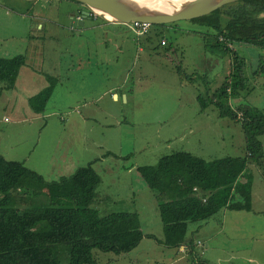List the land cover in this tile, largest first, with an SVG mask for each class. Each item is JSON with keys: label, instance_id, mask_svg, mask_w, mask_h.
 Here are the masks:
<instances>
[{"label": "rangeland", "instance_id": "1", "mask_svg": "<svg viewBox=\"0 0 264 264\" xmlns=\"http://www.w3.org/2000/svg\"><path fill=\"white\" fill-rule=\"evenodd\" d=\"M78 5L70 0H0V57L30 54L33 71L58 79L44 117L20 121L0 105V155L47 180L91 161L101 180L92 205L98 213H137L143 237L136 247L120 254L92 249L94 264L264 263V214L243 213L241 225L233 221L237 214H231L225 228H215L220 223V213H215L206 230L197 231L204 223L188 221L185 235L194 236L191 254L157 243L162 233L156 202L135 168L177 150L204 160L244 154L240 122L218 117L209 103L200 112L195 99L211 94L229 72V56L204 46L203 36L211 29L182 20L150 25L144 34L134 35L123 24L90 13L96 19L85 20L83 27L93 25L81 30L80 25L69 27ZM230 47L244 59L246 87L228 103H249L264 115V75L252 74L258 57L264 65V49L237 43ZM10 90L0 82L1 98ZM91 108L97 121L80 125ZM259 138L264 145V136ZM65 156L74 163L67 172ZM258 169L252 166L250 172L264 184ZM60 204L70 205V200L61 198ZM63 248L59 258L64 264Z\"/></svg>", "mask_w": 264, "mask_h": 264}, {"label": "trees", "instance_id": "2", "mask_svg": "<svg viewBox=\"0 0 264 264\" xmlns=\"http://www.w3.org/2000/svg\"><path fill=\"white\" fill-rule=\"evenodd\" d=\"M70 1L80 6L76 15L85 9L79 2ZM263 14L264 0H241L221 13L190 20L211 29L212 33L203 36L209 51L231 59L229 72L211 94L196 95L199 111L204 112L209 103L218 117L239 121L244 154L204 160L177 150L161 155L153 165L136 167L156 202L162 233L156 241L165 247L185 245V251L191 254L193 245L185 235L187 222L205 220L221 208L250 210L248 167L259 168L264 180V152L258 139L264 135V115L248 104L231 107L228 103L230 96L246 87L244 59L230 44L264 49ZM258 60L259 67L252 74L264 75L262 57ZM24 62L23 54L0 57L3 88H12ZM45 80L46 85L27 98L34 113L43 111L57 82L54 76H45ZM90 163L76 167L68 175L46 180L20 162L0 155V264H63L59 258L63 246L64 264H94L92 249L120 254L136 247L143 237L137 213L99 214L92 206L98 200L95 189L100 178ZM241 176L244 181H240ZM64 197L70 205L60 204Z\"/></svg>", "mask_w": 264, "mask_h": 264}, {"label": "crops", "instance_id": "3", "mask_svg": "<svg viewBox=\"0 0 264 264\" xmlns=\"http://www.w3.org/2000/svg\"><path fill=\"white\" fill-rule=\"evenodd\" d=\"M95 19H96V17H91V16H89L88 18H86V17L81 18L80 13L78 15L72 14V19H69V20H71L69 27L80 25L81 30H82V29L87 28L88 26H90L92 24L91 23L90 25L83 27L85 24V22H84L85 20L90 21V20H95ZM79 21H81V24H79ZM107 22L113 23V22H109V21H107ZM120 24H122V23H120ZM123 25L125 27H127L126 23H123ZM39 28H40V26H39ZM78 33L81 34V31H79ZM30 62H31V55L28 54L27 56H25L24 64L19 68V70L17 72L16 78L14 80L12 88H10L11 90H10L9 94L7 96L2 97V98H1L2 95L0 96V105L2 106V108L6 107L17 120L26 121V122L36 119V117L39 116L40 114H41V117H44L45 115H47V114H43L44 109L40 113H34L29 109V107L27 105V98L29 96L35 94L36 92H38L40 89H42L46 85V80H44L45 78H43L40 73L33 71V69L30 66ZM90 69L93 72V66ZM57 82H58V79H57ZM55 86H56V84H55ZM55 86L53 87V90H54ZM51 94H52V92H51ZM51 94H50V96H51ZM50 96H49V98H50ZM246 104L249 105V103H246ZM231 107H233V106L231 105ZM95 111L96 110L94 108H91L90 109V116L82 118L80 120V125L86 124L90 120L97 121ZM89 128H92V126H89ZM261 136H264V135H261ZM259 141L261 143L262 151L264 152L263 142H262V140H260V138H259ZM82 146H85L84 142L82 143ZM97 148H98V146H97ZM84 150H85V148L83 149V151ZM87 162H91V161H87ZM73 164L74 163L72 162V158L65 156L63 159V164H62L63 165V172H67L70 169V167L73 166ZM250 167H252V166L248 167V170H249L248 172H250ZM127 169H130V167H128ZM258 171H259V169H258ZM35 172H37V171H35ZM39 174L42 175L44 178V175L42 173H39ZM248 179L251 182L250 183V210H247V211L246 210H228L226 208L219 209L216 213H220V223H219V226L215 227V228H225V224H224L225 219H228V220L231 219L232 218L231 214H235V215L237 214V216L233 218V221L235 224H239V225L242 224L241 223L242 221H240L239 219H241L243 217V216H239V215H243V213H244V215L264 214V184H262V181L260 180V178H258L257 176H254L253 173H251V172L248 175ZM240 181H244V177L241 176ZM257 181H259V182H257ZM100 182H101V180H100ZM245 217H247V216H245ZM209 219L207 218V219L202 220L200 222V225H202V223H204L203 227H205V228H198V226H197L195 228V231H197L198 229L206 230V227L209 226V224H208ZM252 223H254V222H251V224ZM206 235H207V233H206ZM206 238L208 239V237H206ZM186 239L190 240L192 245L194 244V236H191L189 238L186 237ZM201 241H199V244L202 243ZM203 244H204V242H203ZM185 249H186L185 245H180L178 247V250L180 253L186 252L189 254V252L187 250L185 251ZM247 261H253L254 262L257 260L254 258H248ZM208 264H210V263H208ZM255 264H264V263L263 262H257Z\"/></svg>", "mask_w": 264, "mask_h": 264}, {"label": "water", "instance_id": "4", "mask_svg": "<svg viewBox=\"0 0 264 264\" xmlns=\"http://www.w3.org/2000/svg\"><path fill=\"white\" fill-rule=\"evenodd\" d=\"M23 1L35 2L38 0ZM74 1L85 7V9L80 11L81 18H88L90 13H94L113 23L123 24L139 21L154 25L169 24L182 20L190 21L213 13H221L241 0H194L177 5L170 0ZM79 24H81V21H79Z\"/></svg>", "mask_w": 264, "mask_h": 264}, {"label": "built area", "instance_id": "5", "mask_svg": "<svg viewBox=\"0 0 264 264\" xmlns=\"http://www.w3.org/2000/svg\"><path fill=\"white\" fill-rule=\"evenodd\" d=\"M126 26L135 35H141L147 31L150 24H148L146 22L131 21V22L126 23ZM162 42H163V40H161V43Z\"/></svg>", "mask_w": 264, "mask_h": 264}, {"label": "bare ground", "instance_id": "6", "mask_svg": "<svg viewBox=\"0 0 264 264\" xmlns=\"http://www.w3.org/2000/svg\"><path fill=\"white\" fill-rule=\"evenodd\" d=\"M171 2H173V4H175V5H177V4H179V3H184V2H187V1H194V0H170ZM159 6H161V5H159ZM161 7H163V6H161Z\"/></svg>", "mask_w": 264, "mask_h": 264}, {"label": "clouds", "instance_id": "7", "mask_svg": "<svg viewBox=\"0 0 264 264\" xmlns=\"http://www.w3.org/2000/svg\"><path fill=\"white\" fill-rule=\"evenodd\" d=\"M89 16H90V14H89Z\"/></svg>", "mask_w": 264, "mask_h": 264}]
</instances>
